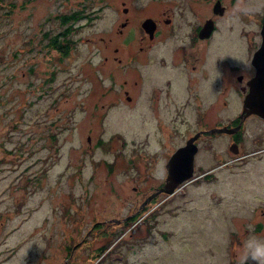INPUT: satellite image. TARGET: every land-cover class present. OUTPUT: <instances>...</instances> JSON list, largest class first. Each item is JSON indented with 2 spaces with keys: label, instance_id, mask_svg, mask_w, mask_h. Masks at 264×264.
Instances as JSON below:
<instances>
[{
  "label": "rangeland",
  "instance_id": "rangeland-1",
  "mask_svg": "<svg viewBox=\"0 0 264 264\" xmlns=\"http://www.w3.org/2000/svg\"><path fill=\"white\" fill-rule=\"evenodd\" d=\"M257 1L246 21L264 12ZM177 3L133 0V11H178ZM114 5L0 0V264H252L240 244L263 235L255 222L264 208V123L251 117L246 131L247 148L261 151L220 165L218 157L234 154L228 135L218 133L215 153L203 146L198 158V173L202 163L219 165L212 176L158 193L162 163H147L145 153L155 147L156 120L170 125L171 112L162 102L155 113L146 101L137 17L128 31L137 58L126 62L127 49L113 50L121 17ZM78 11L66 24L72 48L64 56L48 35L63 30L62 14ZM232 22L238 31L219 30L212 52L246 67L248 39L238 32L252 23L223 19ZM210 94L214 118L241 106L232 93L224 110L217 82ZM193 109L182 108L183 127L194 125Z\"/></svg>",
  "mask_w": 264,
  "mask_h": 264
},
{
  "label": "flooded vegetation",
  "instance_id": "flooded-vegetation-1",
  "mask_svg": "<svg viewBox=\"0 0 264 264\" xmlns=\"http://www.w3.org/2000/svg\"><path fill=\"white\" fill-rule=\"evenodd\" d=\"M180 1V5L177 3L179 12L176 10L171 12L162 11L143 17L139 15L138 11H133V0H108V2L115 4V10L121 15L114 31L118 44L113 50L118 52L120 49H127L130 54L126 62H133L137 58L139 50H133L131 47L132 36L128 34V31L132 30L133 18L137 17L136 25L141 30L142 39V45L139 46V49L145 53L143 90L146 101L155 113L158 112L162 102L170 108L169 122L171 124L167 125V122L156 120L158 126L156 139L159 138V140L154 138V149L147 150L145 153L147 163L153 165L157 161L162 163L161 177L163 182L157 186L158 189L168 178L167 164L171 155L194 135L196 137L193 142L197 148L193 160L194 172L189 180H197L200 177L208 179L212 176L211 172L219 166L205 167L202 163L201 167L205 170L198 173L200 152L203 146H206V150L209 149L212 154L215 153L213 138L218 133L228 135L227 148L234 154L230 159L218 157L217 161H221L220 165L230 163L231 160L244 159L263 149L260 147L247 148L246 131L251 117H257L263 123L264 117L256 113H246L243 108L244 98L250 88L249 81L257 74L258 69L263 64V62L257 63V65L254 64L252 58L254 52L258 49H260L259 59L264 56V12L259 17L255 16L249 21L245 20L247 12L260 7L259 2L257 0ZM216 3H219L217 7ZM201 9L202 11H198ZM80 11H78L79 14ZM228 14L244 23H252L247 31L242 29L238 32L239 35L237 34L248 39L247 48L250 65L246 67L240 66L237 61L232 62L228 57L223 58L224 55L221 56L220 53L214 54L212 52L216 44L215 36L219 30L228 27L229 30L235 33L238 31L233 22L229 24L231 28L228 24L223 23V19ZM145 17H151L153 22L151 21L145 28L141 29L139 24L141 25ZM207 21H209L212 29L201 33L200 29ZM162 47L164 49L159 52L158 49ZM114 57L122 61L121 57ZM214 66L216 67L215 70ZM153 75L156 80L152 82ZM215 77L217 81H215ZM124 82L128 83V80L125 79ZM134 82V87L138 86V81L134 80ZM215 82H217V90L226 96L222 103L224 110L225 106L227 107L229 104L228 100L232 93L237 99H240L241 106L233 116L220 114L221 116L214 118L209 113L208 109L214 104V99L210 97V90L212 83L215 84ZM125 91L129 92L130 89H125ZM128 96H130V99L132 98L131 94H128ZM186 104L195 108V110L193 109L195 111L193 118L195 126L183 127L182 108ZM223 126H226L229 131L220 132L215 130ZM161 137L162 140L160 141ZM187 152L185 151L183 154ZM149 171H151V167H149ZM162 192L165 193L164 191L158 193ZM132 216L130 215L118 224H127ZM255 229L256 233L264 235V208L259 209Z\"/></svg>",
  "mask_w": 264,
  "mask_h": 264
},
{
  "label": "water",
  "instance_id": "water-1",
  "mask_svg": "<svg viewBox=\"0 0 264 264\" xmlns=\"http://www.w3.org/2000/svg\"><path fill=\"white\" fill-rule=\"evenodd\" d=\"M217 5H219V3H216V7ZM151 21L153 22L151 17H145L141 22L142 27L145 28ZM211 29L209 21H207L200 29V32L203 33ZM259 55L260 49L254 52L252 62L256 65L261 62H263V64L258 69L257 74L249 81L250 88L244 98L243 108L246 113H256L264 117V56L259 59ZM128 98L130 99V96H128ZM215 130L220 132L229 131L226 126L218 127ZM195 137L196 135L190 137L186 144L177 148L171 155L167 164L169 170L168 178L157 192L164 191L167 196L171 195L183 183L191 179L194 172V153L197 148L196 144L193 142ZM185 151L188 152L183 154Z\"/></svg>",
  "mask_w": 264,
  "mask_h": 264
},
{
  "label": "clouds",
  "instance_id": "clouds-1",
  "mask_svg": "<svg viewBox=\"0 0 264 264\" xmlns=\"http://www.w3.org/2000/svg\"><path fill=\"white\" fill-rule=\"evenodd\" d=\"M242 260L264 264V235L249 234L241 240Z\"/></svg>",
  "mask_w": 264,
  "mask_h": 264
},
{
  "label": "trees",
  "instance_id": "trees-1",
  "mask_svg": "<svg viewBox=\"0 0 264 264\" xmlns=\"http://www.w3.org/2000/svg\"><path fill=\"white\" fill-rule=\"evenodd\" d=\"M81 15L77 12V13H71V14H62L60 16V23L63 25V30L59 31L57 33H55L52 36L48 35L49 38V43L48 45L51 48H54L58 51H61L62 54L65 56L67 55V53L69 52V50L72 48V43H70V39L68 37L69 32L71 30V28H69V26H66V24L68 22H71L72 20H76L80 17ZM63 56H60V59ZM166 195V194H165ZM107 247H103L102 251H104Z\"/></svg>",
  "mask_w": 264,
  "mask_h": 264
}]
</instances>
